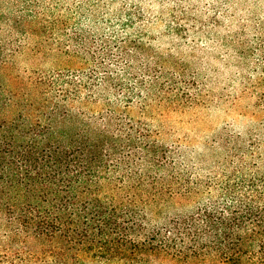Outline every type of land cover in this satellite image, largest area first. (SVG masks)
<instances>
[{
  "label": "trees",
  "instance_id": "obj_1",
  "mask_svg": "<svg viewBox=\"0 0 264 264\" xmlns=\"http://www.w3.org/2000/svg\"><path fill=\"white\" fill-rule=\"evenodd\" d=\"M171 1L0 0V264H264V25ZM248 96L263 127L202 151L154 125Z\"/></svg>",
  "mask_w": 264,
  "mask_h": 264
},
{
  "label": "rangeland",
  "instance_id": "obj_2",
  "mask_svg": "<svg viewBox=\"0 0 264 264\" xmlns=\"http://www.w3.org/2000/svg\"><path fill=\"white\" fill-rule=\"evenodd\" d=\"M161 5L150 6L154 12L163 8L167 11L171 8V0H165ZM184 9L191 10L193 16H200L203 24H209V18L217 17L224 22V28L220 31L226 35L239 33L244 25L252 33L264 25V0H186ZM163 28L157 29L155 34L159 36ZM166 43V42H165ZM204 53H198L202 62L195 66L202 75L213 79L216 83L215 94L227 92L231 79L240 76V70L236 68L235 59L226 55L220 49L204 48ZM224 56V58H222ZM29 63H22V68H30ZM50 63H42L43 70H49ZM214 68L218 74H214ZM238 81V80H237ZM236 82V81H235ZM236 89L237 84H236ZM216 102V101H215ZM254 100L248 96L243 97L233 106L227 101L213 106L192 108L183 112H170L162 119L154 122L156 128H161V139L167 144H180L189 146V149L201 150L223 130L242 135L248 134L254 127H263L261 118L255 116ZM134 114L135 111H134ZM261 129V128H260Z\"/></svg>",
  "mask_w": 264,
  "mask_h": 264
}]
</instances>
